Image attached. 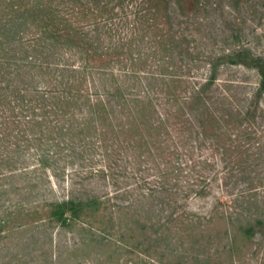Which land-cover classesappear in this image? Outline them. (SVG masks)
Segmentation results:
<instances>
[{"label":"rangeland","instance_id":"374dc122","mask_svg":"<svg viewBox=\"0 0 264 264\" xmlns=\"http://www.w3.org/2000/svg\"><path fill=\"white\" fill-rule=\"evenodd\" d=\"M258 60L264 0H0V264H264Z\"/></svg>","mask_w":264,"mask_h":264},{"label":"trees","instance_id":"16d2710c","mask_svg":"<svg viewBox=\"0 0 264 264\" xmlns=\"http://www.w3.org/2000/svg\"><path fill=\"white\" fill-rule=\"evenodd\" d=\"M247 63H244L246 65ZM255 66L261 76V84L264 87V60H258L255 61ZM75 202L74 199H69L67 201H64L62 203H59L55 206L52 207L51 211L49 212V215L53 218H58V219H65L68 217H75L77 215V212L75 210ZM80 205H84L81 204Z\"/></svg>","mask_w":264,"mask_h":264}]
</instances>
